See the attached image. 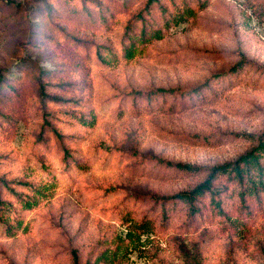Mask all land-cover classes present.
I'll return each instance as SVG.
<instances>
[{"label": "rangeland", "instance_id": "obj_1", "mask_svg": "<svg viewBox=\"0 0 264 264\" xmlns=\"http://www.w3.org/2000/svg\"><path fill=\"white\" fill-rule=\"evenodd\" d=\"M46 1L0 0V264H264V191L164 200L264 142V0H160L147 45L148 0Z\"/></svg>", "mask_w": 264, "mask_h": 264}, {"label": "trees", "instance_id": "obj_2", "mask_svg": "<svg viewBox=\"0 0 264 264\" xmlns=\"http://www.w3.org/2000/svg\"><path fill=\"white\" fill-rule=\"evenodd\" d=\"M42 4H47L46 0H40ZM160 0H148L146 3L145 10L139 11L134 17H132L127 26H126V33L133 34L136 37V40L138 41V44L140 45H147L149 42L161 40L163 38V34H160L158 30V24L155 27L154 25L150 26V24L145 20L144 12L152 8L156 3H159ZM8 3H13L12 0H8ZM186 6V4H185ZM188 11V10H187ZM71 14L77 18L78 16H81L78 14L77 11L70 10ZM167 11L163 14H166ZM178 20L182 19V14L179 12L178 14ZM141 23L140 31L137 32V26ZM154 39V40H153ZM132 49V47H131ZM132 52L130 51L129 55H132ZM243 66H236L233 70L229 72H223V73H216L213 74L211 77H209L206 81L203 83L197 85L194 88H190L188 90L185 89H178L177 95L179 96H188L190 99L197 98L201 100L203 95L205 93H208V91L212 90V85L215 84V82L222 81L226 74L235 72L239 68L241 69ZM232 74V73H231ZM182 90V91H180ZM154 92L149 97V99H146V105L152 110L156 107V104L158 102L161 103V106L158 108H161L164 106V104L168 101V99L165 100L166 96L168 94L171 95L173 93V90H168L158 88L153 90ZM166 95V96H164ZM43 96L46 97L47 94L43 92ZM165 98H164V97ZM214 96V95H212ZM52 97V96H51ZM164 98V99H163ZM168 98V97H167ZM213 99L214 97H211ZM53 99L57 100L58 97H54ZM162 99V100H159ZM144 101V100H142ZM157 108V109H158ZM55 137L62 141L65 138V135L61 132L54 131ZM68 153V152H67ZM264 142H259L258 146L250 149L246 153L239 156L236 160L224 163L222 165H217L211 168L210 172L208 173L206 179L199 183L196 187L193 189L175 194L171 197H166L164 200H178L183 203H189L190 204V211L192 215H195L197 213H200V207L197 206L198 201L207 194H209L212 197V201L217 209L221 211V204L220 201L216 199L219 190L214 189V182L216 179L220 176H227L230 181L236 184L237 188L240 190V193L243 195L244 198L247 196H258L260 191H264ZM170 166H173L171 162L167 163ZM175 167L179 170L184 171H195L197 168L187 165H178L176 164ZM158 200H162L160 197H156ZM75 264H78L77 260L78 257L75 255Z\"/></svg>", "mask_w": 264, "mask_h": 264}]
</instances>
